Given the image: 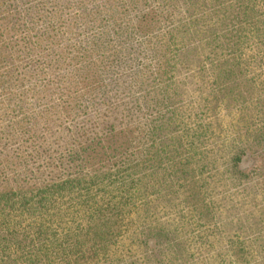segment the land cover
Returning a JSON list of instances; mask_svg holds the SVG:
<instances>
[{"label":"trees","instance_id":"16d2710c","mask_svg":"<svg viewBox=\"0 0 264 264\" xmlns=\"http://www.w3.org/2000/svg\"><path fill=\"white\" fill-rule=\"evenodd\" d=\"M261 17L264 0H0V264L105 263L137 221L147 264L185 260L152 201L185 191L197 220L213 210L169 87L195 66L213 77L211 112L244 109L239 51ZM235 133L227 170L246 182L264 122Z\"/></svg>","mask_w":264,"mask_h":264},{"label":"rangeland","instance_id":"374dc122","mask_svg":"<svg viewBox=\"0 0 264 264\" xmlns=\"http://www.w3.org/2000/svg\"><path fill=\"white\" fill-rule=\"evenodd\" d=\"M261 19L263 21L254 27L264 26V18ZM213 28L223 30L219 23ZM244 34L250 38L243 41L239 54L255 95L243 105L244 109H228L222 104L216 106L217 114L211 112L214 107V98L210 95L213 77L198 71L195 66L179 67L174 83L169 87L178 106L182 124L179 129L185 136V146L195 154L192 167L201 170L202 181L208 184L213 219L197 220L192 206L186 201L185 191L177 194L164 189V198L151 204V213L156 220L154 225H164L176 233L188 250L185 260H178L179 257L172 260L170 254L168 259L172 261L165 264H264V154L256 155L257 172L250 175L249 181H237L227 170L238 126L253 121L260 126L264 122L258 101L259 97L264 99L259 96L264 91V33L256 36L248 30ZM203 50L210 55V49ZM220 52L218 50V55ZM222 54H226V49ZM160 96H164V90L152 92L150 100ZM241 117L243 122L239 121ZM200 151L198 157L196 153ZM11 219L19 222V231L29 222L27 218L14 215ZM142 222L134 224L112 250L111 259L101 264H147L145 251L137 239L140 234H136L141 232Z\"/></svg>","mask_w":264,"mask_h":264}]
</instances>
